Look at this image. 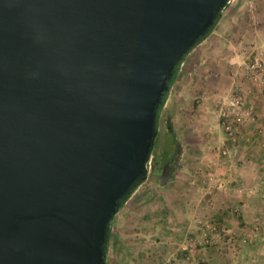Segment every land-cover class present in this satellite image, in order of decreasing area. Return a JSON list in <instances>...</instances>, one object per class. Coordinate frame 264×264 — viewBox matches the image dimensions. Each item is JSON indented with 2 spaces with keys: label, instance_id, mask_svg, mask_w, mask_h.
<instances>
[{
  "label": "water",
  "instance_id": "obj_1",
  "mask_svg": "<svg viewBox=\"0 0 264 264\" xmlns=\"http://www.w3.org/2000/svg\"><path fill=\"white\" fill-rule=\"evenodd\" d=\"M230 0H0V264H107L175 68Z\"/></svg>",
  "mask_w": 264,
  "mask_h": 264
},
{
  "label": "rangeland",
  "instance_id": "obj_2",
  "mask_svg": "<svg viewBox=\"0 0 264 264\" xmlns=\"http://www.w3.org/2000/svg\"><path fill=\"white\" fill-rule=\"evenodd\" d=\"M217 26L222 27L219 28L221 51L230 44L240 49L237 73L226 78L227 89L209 109L210 122L203 140L193 142L192 148L185 145L187 142H180V158L164 174L162 165L154 163L158 158L151 155L145 180L111 224L107 264H264V128L259 127L261 136L257 144L248 145L247 135V128L255 119L258 121L255 104L264 101V0H236L228 4ZM203 47H198L188 60L193 56L200 65H205L207 51ZM257 59L263 65L253 70L250 66ZM212 90L216 94V89ZM223 98L226 104L234 98L241 100L235 109L240 121L232 126L231 135L220 119ZM226 110L235 113L230 105ZM165 118L158 129L159 145L167 139ZM252 146L258 152L249 157L252 163H248L245 153ZM156 154L159 156L160 147ZM233 162L242 167L232 166ZM227 163L230 169L224 176ZM181 166L186 173L185 170L178 173ZM249 171L255 173H245ZM174 174L179 176L174 178L176 182L181 183L171 187L175 185ZM184 181L193 185L188 183L184 190L181 188ZM140 230L150 235L151 230L161 233L157 254L153 255L152 248L147 246L138 252L127 250L128 242L143 245L147 237L137 236Z\"/></svg>",
  "mask_w": 264,
  "mask_h": 264
},
{
  "label": "crops",
  "instance_id": "obj_3",
  "mask_svg": "<svg viewBox=\"0 0 264 264\" xmlns=\"http://www.w3.org/2000/svg\"><path fill=\"white\" fill-rule=\"evenodd\" d=\"M219 28L222 27L215 26L210 35H208L204 40L198 43L196 47H194L192 51H190L186 55L185 59L182 61L183 64L179 67L176 79L169 90L166 102L160 112L158 129L159 126H161V119H163V117H166L165 123H169V126L171 127V132L173 133L174 138L178 141L179 145L180 142L184 141L187 142V144L185 143V145H188L190 146V148H192L194 146L192 144L193 142L204 139V134H206L204 132H207L208 125L210 122L209 109L212 107V105L215 106L216 97L221 94L225 89H227V87L224 88L226 78L230 77V75L235 76L237 73L238 66L236 65V62L239 61L240 58V49H236L234 48V44H230L226 50L224 49L223 51H221L223 48L221 49L220 47L219 41H221V33L219 31ZM214 45L216 46L215 48ZM202 46H204L202 50L207 51L205 65H200L198 63L199 59L196 60L195 58H193V56L191 58V61L188 60L189 56L193 55L192 53L196 51L198 47L200 48ZM184 64L186 65V67H184L183 69L182 67ZM198 67L203 70H200ZM212 89H216V94H213L214 92ZM255 110V113L258 117V121L255 119V121L252 122L250 127L247 128V135H249L250 137L248 145L250 146L251 144H257L259 136H261V128H264V101H262V99L260 100V102L255 104ZM259 127L261 128L259 129ZM198 129H200V132L198 131ZM257 152L258 150H256L254 146L250 147L246 151L245 155L248 159V163H252V160L249 157H251L252 155L254 156ZM241 155L242 153L238 157L241 158ZM243 163L247 164L244 161ZM229 165L230 164H228L227 166L224 165V176H226L227 172L230 169ZM231 165L236 166L234 162ZM236 167L239 168L242 166L237 164ZM182 170H185L184 166L180 167V172H178V170L176 171L178 173H182ZM223 170L221 171L222 173ZM186 172L187 170H185V173ZM245 173L251 175L255 172L249 171ZM177 175L178 174L173 175V182H175V185L171 187H176L179 183H181L180 181L176 182L177 180L174 179L176 177H179ZM185 178H187V176H185ZM222 180L220 179V181ZM224 182L226 181L224 180ZM188 183L190 182H182L184 187L181 188L185 190L186 185H188ZM192 185L193 183H190V186ZM227 189H224V191L226 192ZM169 209L170 212L174 211V206L172 204L169 205ZM151 232L153 233L152 235H150V233L148 231L146 232L145 230H140L139 232H137V236L147 238L143 240V245L136 246L134 244H131L132 242H128L127 250H129L130 248L131 251L138 252L142 249H145V247L147 246L152 248L151 253L153 255L157 254L160 251L161 241H159L158 238H160L161 233L158 232V230H151ZM149 235L152 236V238L150 239L151 241L148 238ZM146 241L148 243H145Z\"/></svg>",
  "mask_w": 264,
  "mask_h": 264
},
{
  "label": "trees",
  "instance_id": "obj_4",
  "mask_svg": "<svg viewBox=\"0 0 264 264\" xmlns=\"http://www.w3.org/2000/svg\"><path fill=\"white\" fill-rule=\"evenodd\" d=\"M222 14V12H221ZM221 14L219 15V17L217 18V20L214 23V26L209 30V32L206 34V36L200 38V40L195 44V46L200 43L202 40H204L208 35H210V33L213 31V29L215 28V26L217 25L218 21L221 18ZM194 46V47H195ZM193 47V48H194ZM192 48V49H193ZM191 51V50H190ZM187 55V54H186ZM186 55L184 56L183 60L185 59ZM181 64V63H180ZM180 64H178L175 68V72L174 75L171 79V81L169 82V89L168 91L164 94L163 98H162V102L160 104V107L158 109V114H157V129H158V121H159V117H160V112L166 102L169 90L172 86V84L174 83L176 76H177V72L179 70ZM167 131H166V135H167V139L163 142V144L159 145L158 141H157V137L155 139V143H154V148L152 151V155H155V159L158 158V161H155L154 163H158L161 164V172L164 174L165 170L167 169H172V167L174 166L175 162H177V160L180 158V145L177 142V140L174 138L173 133L171 132V127L169 126V123L167 122L166 125ZM160 147V154L159 156L156 154L157 153V148ZM142 183V182H141ZM140 183V184H141ZM139 184V185H140ZM137 188V187H136ZM135 188V189H136ZM134 189V190H135ZM134 190H132L131 194L134 192ZM130 194V195H131ZM130 195L122 202L121 207L124 205V203L127 201V199L130 197ZM110 233H111V228L109 230V234H108V242H107V249H108V243H109V237H110ZM106 258V257H105ZM106 261V259H105Z\"/></svg>",
  "mask_w": 264,
  "mask_h": 264
},
{
  "label": "built area",
  "instance_id": "obj_5",
  "mask_svg": "<svg viewBox=\"0 0 264 264\" xmlns=\"http://www.w3.org/2000/svg\"><path fill=\"white\" fill-rule=\"evenodd\" d=\"M234 1L236 0H230L228 4L233 3ZM257 60L255 61V63L251 64L250 66L253 70H257L263 65V63H260V61L259 60L257 61ZM182 64L183 63L181 62L180 66ZM226 103H227L226 99L223 98L220 103L221 104L220 119H221L222 125L225 127V131L231 135L234 132L232 129V126H235V124H238L240 121L238 113L235 112V109L239 108V104H241V100L240 98H234L230 101V104H226ZM229 105L231 106L232 111L235 113L231 114L230 112H228V110H226V108Z\"/></svg>",
  "mask_w": 264,
  "mask_h": 264
}]
</instances>
